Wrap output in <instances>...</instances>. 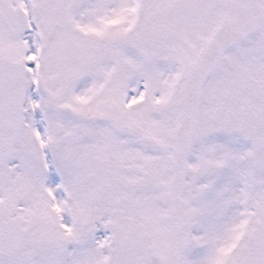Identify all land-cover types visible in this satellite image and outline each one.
Wrapping results in <instances>:
<instances>
[{"label": "snow or ice", "instance_id": "6c2138e0", "mask_svg": "<svg viewBox=\"0 0 264 264\" xmlns=\"http://www.w3.org/2000/svg\"><path fill=\"white\" fill-rule=\"evenodd\" d=\"M0 264H264V0H0Z\"/></svg>", "mask_w": 264, "mask_h": 264}]
</instances>
